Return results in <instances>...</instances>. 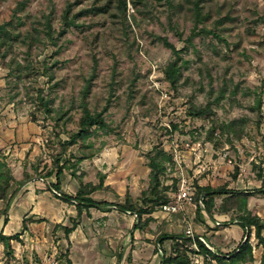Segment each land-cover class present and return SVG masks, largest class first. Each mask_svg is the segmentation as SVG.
<instances>
[{
    "label": "rangeland",
    "instance_id": "1",
    "mask_svg": "<svg viewBox=\"0 0 264 264\" xmlns=\"http://www.w3.org/2000/svg\"><path fill=\"white\" fill-rule=\"evenodd\" d=\"M120 1L0 0V25H16L19 18L23 25L13 33H19L21 39L29 34L33 37L25 39V44L11 43L10 48L0 49L9 50L6 58H0V76L12 101L46 129L52 164L60 157V163L74 171L65 170L69 175L75 173L71 176L78 185L79 181L97 185L100 176L105 177L103 188L90 194L97 201L124 204L128 195L131 203L136 202L148 187L146 154L154 148L169 154L171 143L178 144L181 151L198 144L206 148L207 152L195 166L204 168L199 167V175L213 178L216 188L228 186L237 178L236 165L242 162L235 147L243 148L249 155L247 145L256 137L257 115L251 109L258 101L261 112L263 109L264 0H148L135 6L131 0H125L124 13L118 10ZM21 2L25 3L23 7L18 6ZM68 6L69 21L73 24L66 27L62 17ZM96 8L103 12H88ZM47 20L51 40L45 36ZM197 31L203 32L189 46L187 38ZM162 39L177 50L187 47L180 54L181 77L176 90L164 80L163 72L174 57L163 46ZM94 66L95 77L86 104L94 113L110 102L104 115L109 129L96 130L87 140L66 147L63 153L61 142L77 131L80 92ZM40 99L49 102V114ZM207 104L210 113L206 118L188 114L191 107L202 108ZM241 117L247 118L241 140L221 132L222 124ZM55 145L58 150L54 149ZM80 155L87 158L78 162ZM137 156L142 159L138 185L132 178L133 174L137 175ZM219 156L224 158V163L227 159L233 163L230 180L223 185L217 171L211 169L223 165L215 163ZM252 165L254 177L248 174L243 178L245 188L240 191L257 189L254 183L258 181L257 167H264ZM107 181L109 185H105ZM161 181L168 188L169 203L178 185L172 162L166 164ZM51 200L36 202L35 214L26 218L22 215L16 220H23L31 231H22L19 242L11 241V255L0 242V264H160L162 256L171 253L169 241L159 248L158 239L169 232L165 220L158 215L153 218L151 214L148 225L135 230L136 215L121 213L114 206L106 210L91 208L77 216L73 207L60 204L61 209L56 207L59 213L54 214ZM39 205L48 211L42 212ZM219 207L217 200L213 222L205 213L211 224L219 216L238 222L237 217L242 215L239 209L224 212ZM4 208L7 209L6 203L1 211ZM70 210L73 219L69 218ZM256 212L251 214L264 222V208ZM61 217L65 226L55 225ZM186 221L182 225L183 235L186 225L193 223L190 219ZM72 225V232L65 237L63 227ZM230 225L214 227L222 230ZM201 233L206 246L222 255L233 251L244 234L237 223L222 233L220 239L212 241L222 244L216 248L209 242V238H215L214 234H207L208 238L205 232ZM245 236L252 247V260L242 264H264V244L256 238L255 230L252 228ZM261 237L264 241V232ZM181 255L190 264H216L194 244L183 248Z\"/></svg>",
    "mask_w": 264,
    "mask_h": 264
},
{
    "label": "trees",
    "instance_id": "2",
    "mask_svg": "<svg viewBox=\"0 0 264 264\" xmlns=\"http://www.w3.org/2000/svg\"><path fill=\"white\" fill-rule=\"evenodd\" d=\"M148 0H131L132 5L142 4L143 2ZM152 1V0H151ZM157 1V0H154ZM24 2L19 3V7L24 6ZM126 8L125 0H121L118 4V10L124 13ZM196 10V15H199V7L197 4L194 5ZM21 9V8H18ZM69 12L70 6L67 7L66 11L63 14L62 20L63 25L68 27L73 23L69 21ZM88 12L93 14L103 12V9H90ZM262 23L264 24V19H262ZM23 22L21 19H17V24L12 25V23H5L0 25V49L2 47L7 46V48L11 47V43H23L25 44V39L31 40L33 39L32 35L29 34L24 39H21L19 33H13L14 30H17L18 27H21ZM45 36L48 39H52L51 36V26L49 21L47 20L44 24ZM203 31L192 32L191 35L187 38V43L189 46H192V42L195 37L199 36ZM215 38H218L217 34L212 33ZM21 40V41H20ZM164 47L171 50L172 55L174 57L173 61H171L167 67L165 68L163 75L164 80L169 84V86L176 90L178 86V82L181 77L180 72V62L182 61L181 53L187 49L177 50L172 44L168 43L165 39L161 40ZM6 48V47H5ZM9 54V50L0 51V58H6ZM95 77V66L93 67V72L90 75L89 79L86 80L85 86L82 88L80 92L81 98V115L77 122V131L70 135L66 142H61L62 152L64 153V149L68 146H72L76 144L78 141H85L89 137L93 135L96 130H108L109 126L105 122L104 115L106 114L110 102L108 101L106 105L99 112H91L88 109L86 104L87 97L90 93V89L92 86V82ZM41 105L43 106L44 111L49 114V102L43 101L40 99ZM252 112H255L257 115L256 128L257 132L259 131L261 122H262V112H261V102L258 101L256 107L251 109ZM210 113V106L207 104L205 107H191L188 111L190 116L196 118H206ZM31 120L36 122L37 119L31 114ZM247 125V118L241 117L238 119H233L228 123L222 124L219 128L222 133L227 134L229 136H233L235 140H241L244 135V128ZM87 156L80 155L77 157L78 162H82L85 160ZM60 157H57V161L55 164H52L51 171L45 173L42 178H48L54 174L56 179L55 184L51 185V189L55 192V196L57 199L69 204L74 205L77 216H80L83 211H88L91 208H103L106 209L108 207L114 206L123 213H131L136 215V225L134 229H142L144 226H147L148 223L152 220L151 214L154 212L155 208L160 207L168 203L167 199H169L166 195L168 188L163 187L162 185V176L166 170V164L172 162V157L170 153L168 154L162 149L154 148L150 153L146 154L147 159V167L149 169L148 174V187L147 191L142 193L140 198L136 200V202L131 203L128 195H126V199L124 204H107L105 202H94L91 200H85L84 198L88 197L93 192L100 190L103 188L104 176H100L98 184L93 185L92 183H82L79 181V188L76 191L74 196L63 195L60 194V175L67 169L71 171L72 169L66 168L64 163L60 164ZM74 172V171H71ZM238 170L235 169V173ZM75 173L71 175L74 176ZM235 177V176H234ZM257 179L261 182L260 188L253 192L249 191H231L227 190V186L220 188H210V187H195V192L193 195V201L196 204V213H200L204 211L209 216H214L215 204L216 201L221 199L220 203V211H233L239 209L241 211V216L237 217L238 225L243 230L242 239L236 248L227 253L225 257L220 255H215L206 244L199 238L195 237L193 239L189 238H169L171 240V253L168 256L163 255L160 264H190L189 260L181 255V250L183 248H187L189 245L194 244L198 251L208 256L211 260H213L216 264H242L247 261L252 260V247L249 241V237L243 242L245 234L249 233L253 228L255 230L256 238L264 244V241L261 237L262 232H264V222L256 215L251 214V211L247 209V200L250 197L255 195H260L264 197V169L257 167ZM31 178V177H30ZM29 178H25L22 181H15L11 175L10 168L5 161V158L0 155V214L3 215L5 208L1 211V206L4 203H8L11 198V194L9 195L10 190L13 186L17 187L21 185L24 181ZM202 198V199H201ZM74 225L71 228H64V236L68 237V235L72 232ZM22 231H27V226L22 221V229L20 232L12 234L10 236H6L3 232H0V242L7 252V254L11 255L12 247L11 241L19 242V236L22 234ZM160 240V238L158 239ZM208 241V239H206ZM164 239H162L159 243V248L161 250Z\"/></svg>",
    "mask_w": 264,
    "mask_h": 264
},
{
    "label": "crops",
    "instance_id": "3",
    "mask_svg": "<svg viewBox=\"0 0 264 264\" xmlns=\"http://www.w3.org/2000/svg\"><path fill=\"white\" fill-rule=\"evenodd\" d=\"M262 122L259 128V131L256 134V137L253 142H250L249 145H247V149L249 152V155L247 153H244V149L241 147L236 146V150L238 152V159H240L242 162L240 164H237L238 167V174L237 178L234 181H231L229 185L227 186V189L240 191V189H244V181L243 178H247V175L249 174L251 177H254L253 175V165L261 164V167H264V95H263V109H262ZM49 136L47 135L46 129H44L39 122H33L31 120V115L28 111H26L23 108L18 107L15 105L14 101H12V98L8 94V91L5 86L4 80L0 76V155H2L5 158L6 163L8 164L11 175L13 179L17 182L22 181L24 176H30L26 181H29L27 184H25L16 194L15 191L17 187L13 186L12 189L9 192L12 195L10 201L7 203V209H5L3 215L0 214V232H3L4 235L10 236L12 234L18 233L19 229H22V221L19 220V222H16L17 219H21V216L23 215L25 218L28 216H32L36 213V205L35 203H41L42 200H49L52 199L53 204V213L55 212L58 214L59 211L56 209H61V205H64L65 207H73L75 210L74 205H69L59 199L56 198L55 192L51 189V185L55 184L56 179L54 177V174L50 177L42 178V176L52 169V161L53 156L52 152L49 148L48 141ZM190 148L186 149V151H183V159L185 164L187 165V171L186 175L189 178V181L191 183H194V187H210V188H216L217 184H214V179L210 176L206 175H199L200 170L199 167L196 165L199 164V161L195 155H197L198 152H196V145L191 146ZM58 150V146L55 145L54 149ZM56 153V151H55ZM54 153V154H55ZM204 156V155H203ZM233 156V155H232ZM205 158L207 159L206 155ZM223 163L221 167L215 166L211 167V169H214L217 175L222 178L221 185L226 184L228 180H230L229 173L232 172L233 169V163L231 160L227 159V163L224 160L223 157L217 158L216 162ZM61 164V163H60ZM142 159L140 156H137V175L133 174V183L137 185L140 180V172L139 169L141 168ZM218 169V170H217ZM147 174H149L148 170L146 171ZM24 181V182H26ZM23 182V183H24ZM60 182V194L63 195H69L76 193L79 185L75 178H73L71 175L67 174L65 171L60 175L59 177ZM85 183L90 181H84ZM22 183V184H23ZM257 187L260 188L261 182L254 181ZM110 181L105 182V185H109ZM20 186V185H19ZM242 187V188H240ZM195 189V188H194ZM256 189V190H257ZM253 192V191H252ZM223 198V197H222ZM221 199L218 200L219 203H221ZM85 200H91L94 202H104V201H97L93 198V196H88L84 198ZM173 201V198L171 202ZM217 202V201H216ZM51 204V205H52ZM61 204V205H60ZM43 207V209H41ZM39 208L43 210L42 212L48 211L46 207L43 205H39ZM115 208V207H114ZM195 206L193 205H187L185 207V210L182 212H178L175 214H169L163 212L161 209L156 213H152L153 218H157L158 215L162 219L165 220L166 223V231L169 232V234H165L160 237V240L164 239V241H169L171 243V240L169 238L175 237V238H189L193 239L195 237H199L201 240L199 234H202L201 232H205L206 236L207 234H214L215 238L211 239L209 238V242L213 243L216 248H219V246H222L221 243H215L212 242L216 238H221V235L225 234L224 232L229 230V227H235L237 225L236 220L226 219L225 217L219 216L216 218V224H211L210 220L207 221L205 219V212L201 211L200 213H196L194 209ZM258 208H264V197L260 195H255L253 197H250L247 203V209L253 213H257L256 209ZM98 210H106L103 208H96ZM117 209V208H116ZM119 211V210H118ZM76 212V210H75ZM120 212V211H119ZM123 213V212H121ZM77 214V213H76ZM258 214V213H257ZM69 218H75L73 215V211H69ZM190 217V218H189ZM36 217H32L33 220H35ZM213 218V217H212ZM186 219H190V221H193V223L190 222V224L187 226H196V234L192 236H187L186 233L182 234V225L186 221ZM194 219V220H192ZM63 219L61 217V220L55 221L56 224H60L61 226H65L63 222H61ZM214 220V219H213ZM201 224L199 225L198 223ZM187 222V221H186ZM192 224V225H191ZM229 227H225L222 230L221 229H215L214 226L219 225H229ZM64 228H71V227H63ZM215 230V231H214ZM27 231H31L30 227L27 228ZM24 231V232H27ZM186 231V229H185ZM199 231V233H197ZM64 233V232H63ZM163 241V242H164ZM203 241V240H202ZM204 242V241H203ZM220 250L223 251V249L220 248Z\"/></svg>",
    "mask_w": 264,
    "mask_h": 264
},
{
    "label": "built area",
    "instance_id": "4",
    "mask_svg": "<svg viewBox=\"0 0 264 264\" xmlns=\"http://www.w3.org/2000/svg\"><path fill=\"white\" fill-rule=\"evenodd\" d=\"M187 148L193 150L191 146H187ZM169 152L172 157V166L178 179V185L176 193L172 196L173 201L162 205L160 208L165 213L175 214L184 211L187 205L194 204V186L189 181V178L186 175L187 165L184 162L182 155L183 151H181L180 146L178 144L171 143ZM196 152L198 153L195 156L198 160H200L203 157L202 154H205L207 152V149L201 148L198 144L196 145ZM200 169L204 170L202 166L200 167ZM185 233L187 236H192L190 226H187Z\"/></svg>",
    "mask_w": 264,
    "mask_h": 264
},
{
    "label": "water",
    "instance_id": "5",
    "mask_svg": "<svg viewBox=\"0 0 264 264\" xmlns=\"http://www.w3.org/2000/svg\"><path fill=\"white\" fill-rule=\"evenodd\" d=\"M29 181H26V182H24L23 184H21L20 186H18L17 187V189H16V191H15V194L25 185V184H27ZM12 199H13V197H12ZM12 199H10V201L12 200ZM202 199V198H201ZM208 215V214H207ZM208 217H210V216H208ZM210 220L213 222V218H211L210 217ZM214 223L216 224V222L214 221ZM247 239V236H245V238H244V240H243V242L245 241ZM215 255H220V256H223V257H225V255H222L221 253H219L216 249H214L213 247H208Z\"/></svg>",
    "mask_w": 264,
    "mask_h": 264
}]
</instances>
